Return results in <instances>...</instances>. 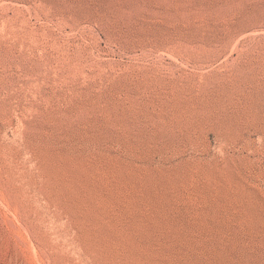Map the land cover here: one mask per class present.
Masks as SVG:
<instances>
[{
    "label": "rangeland",
    "instance_id": "obj_1",
    "mask_svg": "<svg viewBox=\"0 0 264 264\" xmlns=\"http://www.w3.org/2000/svg\"><path fill=\"white\" fill-rule=\"evenodd\" d=\"M264 0H0V264H264Z\"/></svg>",
    "mask_w": 264,
    "mask_h": 264
},
{
    "label": "bare ground",
    "instance_id": "obj_2",
    "mask_svg": "<svg viewBox=\"0 0 264 264\" xmlns=\"http://www.w3.org/2000/svg\"><path fill=\"white\" fill-rule=\"evenodd\" d=\"M264 134V133H263Z\"/></svg>",
    "mask_w": 264,
    "mask_h": 264
}]
</instances>
